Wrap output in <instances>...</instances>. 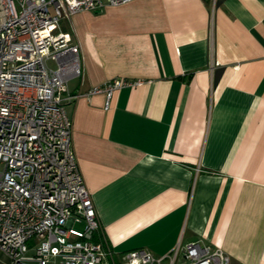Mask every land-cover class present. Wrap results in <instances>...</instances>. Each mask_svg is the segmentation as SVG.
Here are the masks:
<instances>
[{"label":"crops","instance_id":"0c3cea01","mask_svg":"<svg viewBox=\"0 0 264 264\" xmlns=\"http://www.w3.org/2000/svg\"><path fill=\"white\" fill-rule=\"evenodd\" d=\"M57 31L82 52L62 93L95 240L115 260L199 241L264 264V0H132ZM117 78L139 82L88 94Z\"/></svg>","mask_w":264,"mask_h":264},{"label":"built area","instance_id":"2783aa9c","mask_svg":"<svg viewBox=\"0 0 264 264\" xmlns=\"http://www.w3.org/2000/svg\"><path fill=\"white\" fill-rule=\"evenodd\" d=\"M129 1L0 0V250L8 264H117L114 252L95 240L100 221L62 93L70 79L83 77L81 47L57 29L77 12ZM138 82L117 78L88 94L109 99ZM121 261L231 264V257L193 241L162 256L132 249Z\"/></svg>","mask_w":264,"mask_h":264},{"label":"rangeland","instance_id":"374dc122","mask_svg":"<svg viewBox=\"0 0 264 264\" xmlns=\"http://www.w3.org/2000/svg\"><path fill=\"white\" fill-rule=\"evenodd\" d=\"M49 65L51 66V67H55V65H54V63L51 61V62H49ZM116 262H117V264H122V261L120 260V259H118V258H116Z\"/></svg>","mask_w":264,"mask_h":264}]
</instances>
